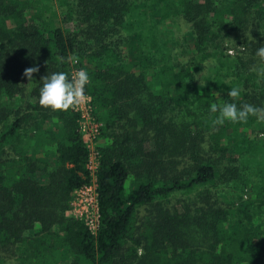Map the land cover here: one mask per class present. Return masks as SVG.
<instances>
[{"label":"trees","instance_id":"1","mask_svg":"<svg viewBox=\"0 0 264 264\" xmlns=\"http://www.w3.org/2000/svg\"><path fill=\"white\" fill-rule=\"evenodd\" d=\"M56 4L0 0V264H264V123L214 126L210 112L264 106L249 71L264 0ZM72 61L103 124L94 235L65 216L91 182L79 115L38 103L41 78Z\"/></svg>","mask_w":264,"mask_h":264},{"label":"clouds","instance_id":"2","mask_svg":"<svg viewBox=\"0 0 264 264\" xmlns=\"http://www.w3.org/2000/svg\"><path fill=\"white\" fill-rule=\"evenodd\" d=\"M229 50L228 54H231ZM257 62L250 66L249 71L255 73L258 77L264 78V45L257 47L255 51ZM76 60L75 57L72 58ZM186 62V61H185ZM215 61H212L214 63ZM39 72L38 66L28 67L24 70V77L29 83L33 84V75ZM90 83V76L84 69L69 73L59 71L47 74L42 77L39 84L38 103L42 108L50 109L53 112H66L75 109L89 97L86 95V86ZM243 89L239 86H233L229 89L227 95L230 101H236L241 97ZM210 112L215 115L212 123L214 126L223 125L226 121L232 123H247L250 117L258 122L264 123V106H256L250 103L238 105L235 102L225 101L221 104L213 103L210 106ZM260 139L264 140V133H260ZM142 254V249H138Z\"/></svg>","mask_w":264,"mask_h":264},{"label":"built area","instance_id":"3","mask_svg":"<svg viewBox=\"0 0 264 264\" xmlns=\"http://www.w3.org/2000/svg\"><path fill=\"white\" fill-rule=\"evenodd\" d=\"M74 64L77 65V62L74 61ZM86 95L89 99L72 110L79 115L78 123L80 133L84 138H88L93 141L99 134L100 125H94L91 97L88 94ZM87 148H89V146H87ZM92 152H95V157H99V154L95 151V149ZM97 168L98 161L93 162L89 159L87 169L90 172L91 182L90 184L74 191L69 211L72 213L73 217L81 221L87 230L93 235L97 233L100 227L101 219L95 176Z\"/></svg>","mask_w":264,"mask_h":264},{"label":"rangeland","instance_id":"4","mask_svg":"<svg viewBox=\"0 0 264 264\" xmlns=\"http://www.w3.org/2000/svg\"><path fill=\"white\" fill-rule=\"evenodd\" d=\"M54 4H55V6L57 5L56 4V0H54ZM176 25V24H175ZM174 24H168V25H166V29L167 30H170L171 32H175V29H176V31L178 32L179 31V33H177L178 34V36L179 35H183L184 36V33L186 32V28H180V29H178V28H176V26H175ZM168 33H170L169 31L167 32V34ZM175 34V33H174ZM176 34V35H177ZM169 35H171V34H169ZM168 35V36H169ZM176 35H174V36H176ZM182 35L181 36H179V37H182ZM172 36V35H171ZM190 37L188 36V39H189ZM72 66H73V69H72V71H71V73L73 72V71H77V70H79V69H81V68H79V66H77V65H75L74 64V61H72ZM92 116H93V112H92ZM93 119H94V117H93ZM94 125L95 126H98V125H100V129L102 128V123L101 122H98L97 120H95L94 119ZM100 129H99V134L95 137V139L93 140V141H91L90 139H88V138H84L83 137V135L81 134V136H82V140H83V143H84V145H85V147L87 148V146H89V148H87V150H88V162H89V159L90 160H92L93 162H96V161H98L99 160V157L97 158V157H95V152H92L94 149H95V151L96 152H98V154H99V150L100 149H102L103 148V146H104V142L102 141V139L101 138H99V136H100ZM140 135H141V133H140ZM87 166H88V164H87ZM133 185V182L131 181V179L127 182V190H129V188L131 187ZM70 211V207H69V209H68V211L65 213V216L67 217V218H72V219H75L74 217H73V215H72V213H70L69 212ZM146 215V209L144 208H141L140 210H139V212H138V214H137V218H138V220L140 221L144 216ZM75 220H77V219H75ZM7 255H9V253H6V254H2V256L3 257H6Z\"/></svg>","mask_w":264,"mask_h":264}]
</instances>
